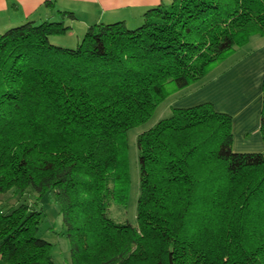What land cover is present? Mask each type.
I'll return each mask as SVG.
<instances>
[{"label":"trees","instance_id":"1","mask_svg":"<svg viewBox=\"0 0 264 264\" xmlns=\"http://www.w3.org/2000/svg\"><path fill=\"white\" fill-rule=\"evenodd\" d=\"M58 13L0 34V193L54 194L70 264H264V151H233L232 116L208 101L138 134L137 223L110 214L127 202V132L264 35V0H170L72 48L50 39L75 18ZM44 214L0 208L3 264H58Z\"/></svg>","mask_w":264,"mask_h":264},{"label":"crops","instance_id":"2","mask_svg":"<svg viewBox=\"0 0 264 264\" xmlns=\"http://www.w3.org/2000/svg\"><path fill=\"white\" fill-rule=\"evenodd\" d=\"M169 1L0 0V34L29 20L35 23L59 20V11H71L75 18L64 20L65 24L70 25V29L63 35L73 38L72 41L65 39L66 43L77 45L92 24L119 20H123L128 26L137 24L148 8ZM46 2H50V5ZM58 37L60 36L53 35L50 39H59ZM263 78L264 35L254 34L245 45L238 47L202 80L175 91L162 103H167L170 113L172 107L211 102L217 111L232 116L233 151L263 152L264 140L260 132ZM52 252L58 264H70L69 256L61 262L54 256L53 249ZM0 264H3L1 258Z\"/></svg>","mask_w":264,"mask_h":264},{"label":"rangeland","instance_id":"3","mask_svg":"<svg viewBox=\"0 0 264 264\" xmlns=\"http://www.w3.org/2000/svg\"><path fill=\"white\" fill-rule=\"evenodd\" d=\"M143 19L137 24H129L127 27H135L140 25ZM59 39L52 38L53 44L64 47H76L75 44H68L65 39L73 40L69 35H59ZM167 103H161L154 110L152 116L144 123L127 132V146H128V164L130 173V186L125 206H118L112 204L110 214L117 220L127 219L130 223H137V200L140 195V167L138 162L137 152V137L140 132L154 126L160 119L167 117L171 114L166 107ZM25 202L31 206L42 208L45 212L44 217L39 226L38 235L53 243L54 256L59 261L69 256V243L63 234V226L61 218L58 214V203L55 201L54 194L43 196L38 199L37 194L32 189H27L24 193L16 194L13 191L0 193V208L3 211H10L12 208L18 206L20 203ZM60 236V237H58ZM53 253V252H52Z\"/></svg>","mask_w":264,"mask_h":264}]
</instances>
